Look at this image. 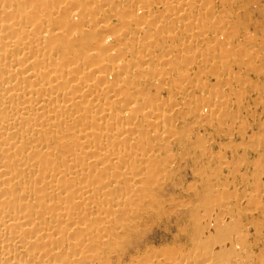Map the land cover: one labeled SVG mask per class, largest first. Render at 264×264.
<instances>
[{"label":"bare ground","instance_id":"bare-ground-1","mask_svg":"<svg viewBox=\"0 0 264 264\" xmlns=\"http://www.w3.org/2000/svg\"><path fill=\"white\" fill-rule=\"evenodd\" d=\"M221 1L226 11L215 12V0H0V264H114L111 241L139 226L149 198L143 189L156 183L160 152H170L176 105L169 109L162 87L181 94L187 77L213 79L193 82L195 113L231 128L235 119L225 114L240 90L228 96L222 86L239 79V59L254 72H264V59L233 0ZM118 15L120 25L110 26ZM236 120L246 132L245 120ZM255 136L248 148L260 146ZM258 188L246 183L239 193L259 208ZM230 191L215 189V200L196 194L212 211L192 214L191 230L174 235L172 246L144 248L127 264H255L256 235L251 240L241 215L220 207L238 202Z\"/></svg>","mask_w":264,"mask_h":264},{"label":"rangeland","instance_id":"rangeland-1","mask_svg":"<svg viewBox=\"0 0 264 264\" xmlns=\"http://www.w3.org/2000/svg\"><path fill=\"white\" fill-rule=\"evenodd\" d=\"M233 3L235 6L234 10L236 11L235 17L239 19L238 24L241 27L246 28V31L249 32L252 36L256 37L255 41L256 43L258 42L259 45L255 44L254 40L251 42L252 44L250 45H252L253 48L255 47L254 49L257 48L258 50L257 49L256 50L258 51V53L262 54L263 59H264V49H261V46L262 48H264V44L262 43V41L264 42L263 40L264 39V0H233ZM237 4H238V7L236 6ZM215 5H216L215 12L226 11L225 6L221 0H215ZM108 21H109L108 23L112 27L118 26L121 23L119 22L120 21L119 15L116 17L112 16V18L110 17ZM113 22L115 24H113ZM116 22H118L119 24ZM130 26L134 27L135 25L131 24ZM118 33H120V31H118ZM174 40H172L173 42H171V44L177 42V40L176 41ZM167 41H169V39ZM259 41L262 45L259 43ZM111 42L115 44L114 38H111ZM259 46H260V49H259ZM259 50H261L262 52L261 51L259 52ZM248 62H249L248 60L239 59V62L237 64L238 70H239V79L235 81L234 83H232L231 84L232 86L231 85L222 86L224 93L228 94V96H233L231 95L233 91H234L233 94L236 95V92L234 90L236 88L241 91V93H239L240 91L238 92L236 90L240 96L238 97V95H236V97L238 98L237 99L233 98L237 102L234 101L235 103L233 102L230 105L229 107L230 110L228 109L227 114H225V116H227L225 117L226 121H229L228 117L230 115H231L230 118L231 119L234 118L235 120L234 119L233 120L236 121V122L232 120L229 121V122H233V124L231 125V128L228 126L229 125L228 122L226 126L224 123H221L220 125L219 120L215 121V124L220 126L221 129L216 128L215 124L210 125L209 123L206 122L207 120L204 117L205 115L199 114L200 116L199 115L197 116L198 113L195 111V108L199 107L198 105L201 104V100L199 101V99H195V97L198 95L197 89L200 87V84H202L206 78L202 79L203 77H199L197 81V78L194 79V77H192L191 79V77L189 78L187 77V79L184 80V82L186 81L187 83L189 81L188 83L190 87H194V88L192 90V88L190 89L189 87L187 88L188 92L184 91L181 94L178 93L176 90L174 91L173 88H168V86L167 87L165 86L164 89L163 87L161 88V91L164 90L162 91L163 97L170 96L171 98V105L169 109L173 108L172 107L173 105H176V108L175 106L173 108L174 109L173 110L174 117L172 120L173 125L171 123L169 127L170 132L172 134L169 137H166L169 139L167 140L171 146L170 152L167 154H165L166 152H160L159 156L157 157V163L159 162L158 166L156 167V169L153 170V172L155 173L154 176H156V183L154 185H150V187L146 185L145 189L147 190L143 189V191L147 193V196L149 198H148L147 203L141 208L142 210L141 211L139 210L138 212L139 217L137 218H140V219H136V223L139 226L135 225L132 227L133 229L129 228L126 233H122L119 236H116L111 241L112 242L111 245L113 249L112 252L114 254L110 252L109 256H110V261L112 263L127 264L131 256L141 254V252H143L147 247L157 250V249H160L161 247L164 248V247L172 246L173 245L172 239L174 235H176V238L178 239L183 238V236L182 237L180 236L182 234L181 231H184V229L188 231L191 230L190 228H191V222H192L191 221L192 214L196 213V211H198L199 214L205 211L207 212L212 211V208H206V206L197 203V201L194 199L195 195L204 192L205 194L207 193V195L210 197V200H215L217 197V194H215V189L227 187L229 191L232 190V193L234 192L237 193V199L239 200L236 203V205H233V203L235 204V202L230 203L229 206H226L225 204L221 203L220 207L224 208V210H232L234 213L241 215V218H239L237 221L242 224L248 225L249 229L247 233L251 236L252 238L251 240H253L254 235H256L255 237L256 244L253 246L252 252H251L253 255L254 263L264 264V256L262 255L264 253V168L259 169L262 165L264 167V130H263L264 127L261 128L262 124L264 123L262 122L264 118V110H262L264 109V85H261V84H264V82H261V81H264V72H259V71L256 72V70L254 72L253 69H255V67L253 66L251 62L249 63L252 64V68H250L251 66L246 67L245 69L246 71H245L244 67L245 65L248 64ZM255 64H258V61H255ZM202 65L203 64H199L198 67L201 66L200 68H202L204 66ZM198 67L197 66L190 67V71H192L191 73H193V71H196ZM231 67H233V64H231ZM234 68H237V66H235ZM247 70L249 72H247ZM243 72L245 73V75H243ZM246 74H248L249 76ZM245 76L249 78L250 82H246L248 79H246V81H245V78L243 79V77ZM199 79H200V82H199ZM242 79L244 81H242ZM253 79L254 81L256 79V81L253 82ZM240 80L244 83L246 82L247 86L241 85L242 82L240 83ZM193 82L195 83V86L198 87L197 89L195 86H192ZM205 82L213 83V79L211 78L206 79ZM188 83L186 84L187 87L189 86ZM198 83L199 85H197ZM253 83H254V86H253ZM258 84H259V87H257ZM140 86L146 87L147 85L141 84ZM261 86H263V88ZM256 87L258 88V91H256L257 90ZM228 88H229V93L231 92L230 94L228 93ZM231 88L233 89L232 91L230 90ZM248 89L250 90V92ZM260 90H261V94H260ZM194 91H197V92H194ZM223 91L221 95L224 94ZM152 92H155L153 88H152ZM256 92L260 94V95L258 94L259 97L254 96V95H257ZM182 94L184 96H182ZM226 94H224L223 96L229 98L228 96H226ZM246 94L249 96L247 97ZM257 98H260V99L256 102ZM183 101L185 102V104ZM252 101H255L254 104L252 103ZM192 102L194 103V105ZM235 104L238 106L237 110H236ZM233 109L236 111H234ZM239 110L240 112H238ZM237 113L240 115H238ZM232 114L236 116L232 117ZM238 116L245 120L246 132L244 133L242 132L241 129H237L240 123L239 120L238 121L236 120ZM201 121H203L204 123ZM236 123H237V127L235 126ZM224 126L226 129H223ZM213 127H215V129H213ZM227 128L229 129L230 132L231 131L232 132L231 133L228 132ZM237 130L239 131L241 130V131L239 132ZM250 131H252L253 133V134L251 133L252 135L249 133ZM225 133H228V136ZM253 135L254 136L258 135L257 136L258 138L255 136L257 139L260 138V140L258 141L260 146H258L257 148L251 149V148H248L246 143L248 144L249 142L247 138L249 139L250 136H253ZM240 156H243V160H240L241 158ZM256 158L257 160L258 159L260 160L257 161ZM238 159L240 160V162H238ZM258 162H261V163H258ZM257 163H258V166H257ZM259 164H262V165L259 166ZM234 170L237 173V177L234 178L233 180L232 178L229 179V176H228L229 172L234 171ZM262 170H263V173H262ZM235 181L237 182V185H235L236 184ZM256 181L259 183V185H257L258 183ZM246 183H253V184H256V186H259L258 188L259 197H257L258 195L253 196V199L255 197V199H257V202L260 201L259 202L260 204L257 202L256 204L261 205L260 207L263 206V208H260V207L258 208L256 207L257 205L254 206L255 203H253V205L252 203L248 204L249 197L248 196L243 197L240 194L242 192L243 186ZM209 186L211 187V190L209 189L208 191L207 187L209 188ZM260 188L263 190H261ZM143 191H140V192H143ZM150 201L154 204L150 203ZM147 205L151 206V208ZM247 205L248 207L249 205H252L249 207V209L251 210L253 208L252 209L253 211L252 210L250 211L247 208ZM154 206H155V209L157 207L156 209L157 211L152 210ZM254 207L256 210L254 209ZM216 210L217 208H215V211ZM239 211H243V212H239ZM139 213L141 215H139ZM149 213L152 215L150 216ZM156 217H158V220ZM154 219L157 222L154 221ZM186 221L187 222L190 221V222L187 223ZM167 226H170V227H167ZM138 244H139V247H138ZM257 251H259V253L261 254L256 253ZM260 257L262 260L259 259ZM256 258H257V261H256Z\"/></svg>","mask_w":264,"mask_h":264}]
</instances>
